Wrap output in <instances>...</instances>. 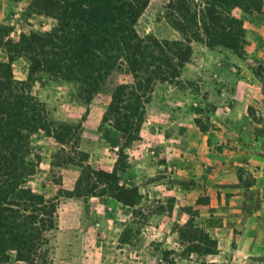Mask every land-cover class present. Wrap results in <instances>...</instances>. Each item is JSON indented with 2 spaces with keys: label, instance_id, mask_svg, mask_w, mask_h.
Masks as SVG:
<instances>
[{
  "label": "rangeland",
  "instance_id": "374dc122",
  "mask_svg": "<svg viewBox=\"0 0 264 264\" xmlns=\"http://www.w3.org/2000/svg\"><path fill=\"white\" fill-rule=\"evenodd\" d=\"M189 1L194 5L201 4V0ZM168 2L149 0L135 26L141 36L151 34L157 39L168 41L180 37L165 18ZM244 3V10H230L231 16L242 21L243 44L240 51L234 53L221 46H217L215 51L226 61L236 63L252 58L246 64L255 75L262 76L264 0H244ZM32 5V0H0V27L7 29L11 40H17L20 33H52L57 27L56 20L38 13ZM197 42L200 41H192V47L198 46ZM251 46L260 50H251ZM1 57L4 54H0ZM191 61L190 58L189 63ZM233 65L237 67V64ZM11 66L14 79H26L28 61L25 57L15 58ZM132 81V76L123 65L107 77L90 101H85L76 80L53 79L42 73L37 75L30 87L32 95L45 105L51 119L67 123L72 130L63 134V141L60 142L41 131L30 135L28 160L34 155L38 165L28 176L25 185L41 193L45 201L54 205V228L45 233L46 240L33 262L16 261L15 253L9 252L8 264H231L228 256L217 258L218 251L216 254H204L203 249L207 245H201L200 242L192 244L180 238L178 227L189 218L193 227L206 231L204 224L207 221L201 217L198 209L189 207L191 210L183 218V214L177 215L174 211L177 206L171 191L161 189L160 198H148L146 191L151 190L152 181L166 179L167 174H160L159 171L156 174L151 171L145 174L144 193L140 194L141 199L134 207L122 205L108 195L98 194L99 188L104 185L98 184L94 174L90 173L94 170L110 172L117 160L118 149L123 146L126 137H129V145L125 148L126 169L129 160H135L141 150H144L146 158L143 161L150 167L158 170L156 167L166 163L164 154L168 151V145L162 142V137L167 133V128H160L159 125L165 121L156 118L161 113L165 120L170 118L165 113V107L148 108V105L150 100H155L154 96H164L171 92L174 84L155 82L139 111L138 116H145L147 111H152L145 118L154 130V124L159 127L156 135L137 132L136 118L132 129L124 136L115 130L112 120L106 119L114 87ZM179 81L175 85L179 89L191 88V83L183 84ZM163 88L169 91L162 92ZM194 89L191 88L192 91ZM211 111L213 109L206 107L204 113L195 119V124L207 126L205 122L211 121ZM253 115L258 116L256 113ZM144 139L145 142L141 144L140 141V145L147 143L145 148H137L136 142ZM119 177L118 185L121 187H135L131 183L132 179L129 181L130 175L126 171L119 172Z\"/></svg>",
  "mask_w": 264,
  "mask_h": 264
},
{
  "label": "trees",
  "instance_id": "16d2710c",
  "mask_svg": "<svg viewBox=\"0 0 264 264\" xmlns=\"http://www.w3.org/2000/svg\"><path fill=\"white\" fill-rule=\"evenodd\" d=\"M149 0H32L38 13L53 18L52 33H20L11 40L0 27V264H8L9 252L15 260H35L45 233L54 228L55 207L41 193L26 187L36 165L30 153V135L44 132L57 141L72 127L51 119L45 105L32 95L30 87L38 74L53 79L76 80L90 101L107 77L121 66L132 76V83L112 90L107 120L126 136L134 125L144 98L155 82L177 85L181 69L189 63L192 41L207 47H224L238 53L243 44L242 21L230 10H244V0H169L165 18L180 40H160L151 34L141 36L136 23ZM28 61L23 81L13 78L12 61ZM108 116V117H107ZM118 149L110 172L92 171L99 195H108L125 206L134 207L141 199L136 187L118 185L119 172L126 171V137ZM190 208L185 211L188 214ZM190 218L178 227L180 238L207 245L203 253L216 254V241L206 231L193 227ZM193 244V243H192ZM194 246V245H193Z\"/></svg>",
  "mask_w": 264,
  "mask_h": 264
},
{
  "label": "crops",
  "instance_id": "0c3cea01",
  "mask_svg": "<svg viewBox=\"0 0 264 264\" xmlns=\"http://www.w3.org/2000/svg\"><path fill=\"white\" fill-rule=\"evenodd\" d=\"M197 45H191L192 61L179 77L195 89L173 85L170 94L154 96L155 103L150 100L148 105L165 107L170 118L165 120L162 113L156 118L165 121L160 128H167L162 137L168 145L166 163L158 170L150 167L141 150L135 160H129L126 172L140 194L145 174H167L166 179L152 181L148 198H160L163 189L171 191L177 215L185 218L184 208L198 209L207 221L206 232L216 241L217 258L228 256L231 264H264V69L262 76L255 75L246 64L252 58L226 61L215 51L217 47ZM206 107L213 109L211 121L197 126L195 119ZM151 112L137 117V132L156 135L159 127L154 124V130L146 122ZM140 141L143 144L145 139L136 142L137 148L144 149L147 143L140 145Z\"/></svg>",
  "mask_w": 264,
  "mask_h": 264
}]
</instances>
